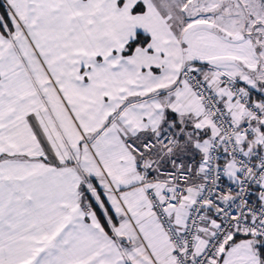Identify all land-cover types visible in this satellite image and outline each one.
<instances>
[{
    "label": "snow or ice",
    "instance_id": "6c2138e0",
    "mask_svg": "<svg viewBox=\"0 0 264 264\" xmlns=\"http://www.w3.org/2000/svg\"><path fill=\"white\" fill-rule=\"evenodd\" d=\"M0 264H264V0H0Z\"/></svg>",
    "mask_w": 264,
    "mask_h": 264
}]
</instances>
